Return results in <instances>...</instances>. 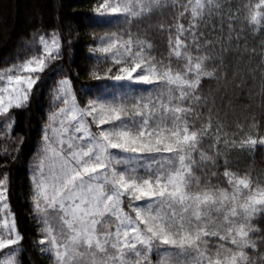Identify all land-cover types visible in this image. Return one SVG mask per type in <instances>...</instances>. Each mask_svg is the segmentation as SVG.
I'll use <instances>...</instances> for the list:
<instances>
[{
  "label": "snow or ice",
  "instance_id": "6c2138e0",
  "mask_svg": "<svg viewBox=\"0 0 264 264\" xmlns=\"http://www.w3.org/2000/svg\"><path fill=\"white\" fill-rule=\"evenodd\" d=\"M87 23L128 27L88 34L89 58L112 66L89 72L98 83L83 89L94 93L83 107L60 63L73 45L60 26L37 28L24 48L38 54L0 70L3 137L16 145L4 155L13 161L24 137L11 136L12 111L31 104L47 71L63 74L54 89L63 106L41 129L31 166L41 254L54 264H154L153 254L155 264H264V188L229 159L264 147L259 132L238 135L264 126L253 114L259 96L264 118V42L259 51L249 44L264 35V0L243 10L231 0H100ZM161 41L167 62L152 55ZM0 230V264H21L15 218Z\"/></svg>",
  "mask_w": 264,
  "mask_h": 264
},
{
  "label": "trees",
  "instance_id": "16d2710c",
  "mask_svg": "<svg viewBox=\"0 0 264 264\" xmlns=\"http://www.w3.org/2000/svg\"><path fill=\"white\" fill-rule=\"evenodd\" d=\"M100 0H0V70L6 69L13 64L20 63L33 55L38 54L35 45L32 50L24 48L25 43L32 40L31 33L37 28L44 27L47 32L59 27L63 34L65 43L73 40L71 49H67L64 54L63 64L64 74H67L72 82V89L77 96V100L83 107L90 96L94 98V93L84 94L85 87H94L98 82L89 79V72L96 70L103 72L111 67V62L97 61L89 58L88 46L91 39L89 33L95 32L103 34L108 31H123L127 25L117 26L106 25L94 27L87 23L92 9ZM258 0H231L233 10L241 8L248 3H257ZM172 13L169 11L163 17L154 18V22L171 19ZM136 32V28H132ZM264 42V35L252 36L249 39L250 46L260 50V44ZM152 55L165 59L167 57V47L164 41L157 45V50ZM165 62L166 59H165ZM174 68L178 65L173 61ZM63 74H55L49 70L42 75L41 82L34 90V98L31 104L25 109L12 111L15 119L12 138L24 137V145L21 148L19 158L13 161L10 156L4 155L7 147L9 152L16 147L12 140L3 137V122L0 121V179L7 174L6 201L10 212L15 218L16 228L23 236L20 244L19 260L21 264H54L53 259L48 255H42L40 249L36 247V242L40 239L37 221L33 219L32 210V188L30 178V162L36 157L39 146L41 129L48 121L50 113L56 111L62 104L54 100L56 82L62 78ZM147 94V93H145ZM259 96L255 97L253 114L257 117V122L264 125V118L258 105ZM243 123V116L240 117ZM251 123V121H249ZM228 132L234 131V127L225 129ZM257 132L264 135V126L259 129L245 127L239 133L240 138H258ZM205 141L204 147H208ZM231 170L239 176H249L260 188H264V147H257L253 151L232 150L229 153ZM223 171V168L220 169ZM217 183V181H213ZM221 187L228 188L226 183ZM230 191V188H229ZM256 191V186L253 187ZM0 230V236H4ZM3 250H0L2 252ZM5 253V252H4ZM2 255H0V259ZM151 259L156 262L159 257L155 254Z\"/></svg>",
  "mask_w": 264,
  "mask_h": 264
},
{
  "label": "rangeland",
  "instance_id": "374dc122",
  "mask_svg": "<svg viewBox=\"0 0 264 264\" xmlns=\"http://www.w3.org/2000/svg\"><path fill=\"white\" fill-rule=\"evenodd\" d=\"M63 106V105H62ZM61 107V106H60ZM55 112V111H54ZM47 123H49V120L45 123V124H47ZM93 131H95V128H93ZM41 148V143H40V146H39V149ZM39 151V150H38ZM37 156V155H36ZM36 163V157L30 162V169H29V172H30V178H31V166L33 165V164H35ZM7 202V201H6ZM3 201H0V221H2L3 219H5V218H7L9 221H11V219L13 218V214L10 212V209H9V207H8V209L7 210H5L4 208H3ZM4 232V231H3ZM5 233V232H4ZM4 236L6 237V233L4 234ZM19 253H20V251L17 253V255H18V259H19ZM4 255H7V253L5 252L4 253ZM1 259H3V255H2V258ZM153 262H154V264H155V261H154V259H153Z\"/></svg>",
  "mask_w": 264,
  "mask_h": 264
}]
</instances>
